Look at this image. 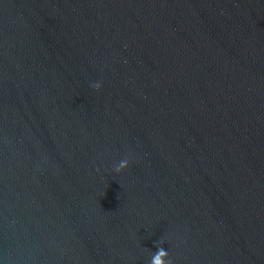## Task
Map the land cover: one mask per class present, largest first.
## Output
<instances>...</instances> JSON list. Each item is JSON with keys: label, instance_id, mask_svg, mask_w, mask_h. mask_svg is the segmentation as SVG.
Listing matches in <instances>:
<instances>
[{"label": "water", "instance_id": "obj_1", "mask_svg": "<svg viewBox=\"0 0 264 264\" xmlns=\"http://www.w3.org/2000/svg\"><path fill=\"white\" fill-rule=\"evenodd\" d=\"M158 246L264 264V0H0V261Z\"/></svg>", "mask_w": 264, "mask_h": 264}, {"label": "clouds", "instance_id": "obj_2", "mask_svg": "<svg viewBox=\"0 0 264 264\" xmlns=\"http://www.w3.org/2000/svg\"><path fill=\"white\" fill-rule=\"evenodd\" d=\"M93 89L99 90L102 87L101 81L92 82L90 85ZM130 165V161L128 158H124L119 160L115 166L114 171L116 173H121L125 169H127ZM168 252L163 248L158 246V252L151 257L150 264H171V260L168 258ZM0 264H3V261H0Z\"/></svg>", "mask_w": 264, "mask_h": 264}]
</instances>
